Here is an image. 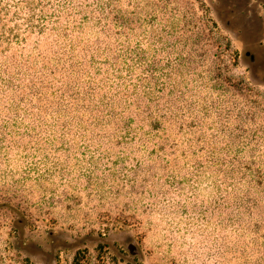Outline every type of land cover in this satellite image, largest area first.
I'll return each instance as SVG.
<instances>
[{
    "label": "rangeland",
    "instance_id": "374dc122",
    "mask_svg": "<svg viewBox=\"0 0 264 264\" xmlns=\"http://www.w3.org/2000/svg\"><path fill=\"white\" fill-rule=\"evenodd\" d=\"M67 1L54 0L47 9L66 6L79 17L90 11H126L132 5L143 15L141 20L135 17L130 36L137 40L146 35L153 42L151 26L160 28L174 12L196 19L209 14L216 27L210 23L212 33L195 47L196 54L206 52L209 65L219 58L222 77L235 80L238 88L226 94L218 118L207 117L206 132L219 146L227 144L233 150L230 156L240 154L246 162L242 180L254 187L250 192L261 202L253 216L262 227L256 233L244 208L237 211L229 199L231 178L221 176V167L205 166L208 151L194 137L190 147L187 133L192 129L180 128L172 113L164 114L170 123H163L167 132L161 134L176 136V147L154 136L149 120L94 124L77 114L58 121L51 94L42 97L33 86L40 85L36 75L6 67L13 57L27 56L37 58L34 67H40L37 52L51 65L56 31L21 29L26 37L22 42H13L10 49L0 42V264H72L78 252L81 264H249L248 257L260 245L251 239L259 243L264 232V0ZM154 10L158 20L146 22ZM165 37L179 38L180 31ZM83 68L94 70L88 59ZM192 78L177 92L179 102L169 86L159 90L152 76V97L140 94L142 102L154 110L182 103L193 108L194 88L200 97L205 91ZM135 83L141 91L133 76ZM183 91L189 97L183 98ZM209 92L216 100L223 94L220 88ZM156 94L160 97L154 98ZM189 116L179 114L187 123ZM219 123L225 125L224 137ZM149 131L151 135L144 134ZM253 173H261L260 182Z\"/></svg>",
    "mask_w": 264,
    "mask_h": 264
},
{
    "label": "trees",
    "instance_id": "16d2710c",
    "mask_svg": "<svg viewBox=\"0 0 264 264\" xmlns=\"http://www.w3.org/2000/svg\"><path fill=\"white\" fill-rule=\"evenodd\" d=\"M53 3L54 0H0V42L4 41L7 49L12 47L13 42L20 43L26 39L22 35L21 29L23 31L38 30L42 34L51 30L56 31L54 32L56 38L52 42L55 45L54 55L48 58L53 67L45 62V55L37 52L36 57L42 59V66L34 67V64L39 60L31 59V56L19 59L13 57L6 64L9 71L14 68L26 75L31 73L36 75L40 85L34 82L33 86L40 91L42 97L51 94L58 121L62 117L67 119L70 116L75 117L77 114L87 116L94 124L123 123L131 125L132 122L149 120L152 128L156 129L152 134L163 137L170 146L176 147L178 146L176 136L171 139L170 137L165 138L161 134V132H167L163 123L169 122L164 118V114L172 113L175 121H180V128H185L186 125L192 129L187 133L189 134L187 140L190 142V147L193 148L192 145L196 142L200 148L208 151V163L205 166L221 167L218 171L221 172V176L231 178L232 191L229 199L235 204L237 211L244 208L243 214L250 216V225L252 224L256 233H260L261 220L253 216V213L260 210L261 202L250 192V189H254V187L245 185L242 180L246 162L240 154L230 156L229 153L233 150L227 149L226 143L223 147L219 146L218 140L206 132L207 117L211 118L215 114L218 118L221 115L219 110L226 104L224 102L226 94L231 88H238L235 80L227 76L222 77L220 60L217 56L218 60H212L209 65L208 61H205L206 52L203 55L199 54V57L196 54L195 47L200 42L209 39L212 33L210 23L216 27L209 14H200L198 19L194 16L186 18V14H184L182 19L180 11L174 12L171 19L166 18L160 28L151 26V31L156 36L157 45L146 35L143 39L137 40L130 36V33L136 29L132 26V22L136 21L135 17L137 16L141 20L143 15L140 11L132 10L136 9L132 5H127L126 11L123 8L112 11H90L80 13V16L77 17L79 12L68 10L65 8L66 6H63L64 9L48 10V5L51 6ZM112 3L113 0H109V4ZM158 15V10H154L149 14V19L147 16L146 22L148 20L157 21ZM182 20L184 23L186 22V28H183ZM10 21L12 25L9 24ZM178 31H180L179 38L175 37L171 40L164 38L165 35L175 36ZM185 31H190L192 35L183 34ZM184 46L188 47V50H183ZM81 52L84 54V56L81 55L82 57H80ZM200 56H204V59H201ZM85 59H88L89 66L93 67V71L83 68ZM198 64L203 65L206 69L197 70L195 66ZM79 73L82 75L81 78L77 77ZM49 74H52V79L59 85L47 77ZM193 74L195 76L192 78ZM133 76L141 82V91H137L136 83L132 84ZM152 76L156 78V83L161 91L165 86H169L172 94H177L182 84L188 85L192 78V82L203 83L205 94L201 97L198 96L201 91L194 88L195 90L190 96L192 101L189 103L194 104L193 108L186 107L182 103L178 106L168 104L169 106L165 108L157 106V110H154L148 102L143 103L141 97L142 95L152 97L150 87L152 84L150 77ZM9 83L11 84L12 81L9 80ZM47 85H55V87L52 91L44 90ZM214 88L222 90L223 94H220L219 100H216L215 95L209 92ZM156 95L158 96L154 98L160 97L159 94ZM182 95L183 98L189 97L185 96V92ZM181 99V95L177 94L175 100L182 102ZM81 109L83 110L79 114ZM216 110L218 114L214 112ZM179 114H184V119L190 117L189 115L193 117L187 123L184 119L179 118ZM196 114L203 116L204 119L198 122ZM215 115L212 120L215 119ZM219 126L222 132L220 135L224 137L225 125L219 123ZM197 130L200 131L199 135ZM186 131L185 129L184 132ZM146 133L151 135L150 131L144 132V134ZM192 137L195 138L194 143H192ZM225 155H229V158ZM203 163L199 162L198 164L203 165ZM253 174L255 181H259L261 173ZM251 244L260 245L253 249V256L248 257L249 264H264V232L260 234L259 243L254 238L251 239ZM80 259L81 253L78 252L72 264H81Z\"/></svg>",
    "mask_w": 264,
    "mask_h": 264
}]
</instances>
